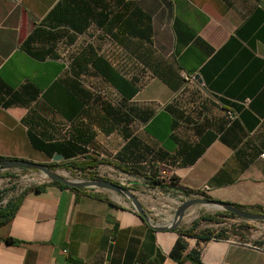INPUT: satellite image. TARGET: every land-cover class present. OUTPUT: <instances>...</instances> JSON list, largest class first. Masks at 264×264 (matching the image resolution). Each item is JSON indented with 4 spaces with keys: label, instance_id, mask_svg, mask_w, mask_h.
<instances>
[{
    "label": "crops",
    "instance_id": "obj_1",
    "mask_svg": "<svg viewBox=\"0 0 264 264\" xmlns=\"http://www.w3.org/2000/svg\"><path fill=\"white\" fill-rule=\"evenodd\" d=\"M92 25L117 47L110 59L98 54V43L78 39ZM87 47L127 85L105 79L102 64L84 61L80 69L63 56ZM87 73L111 88L110 106L137 109L147 120L118 125L102 104L95 115L108 128L94 131ZM226 111L237 119L228 123ZM95 144L113 162L144 175L157 171L167 184L175 179L161 189L116 170L160 230L122 193L36 186L22 192L15 215L0 226V264H196L171 258L178 238L183 257L197 256L199 264H264V221L192 216L167 228L193 198L264 213V0H0V161L65 169L103 159ZM99 167L68 171L90 178ZM180 187L193 194L185 197ZM229 221L237 233L226 238L180 236L229 230Z\"/></svg>",
    "mask_w": 264,
    "mask_h": 264
},
{
    "label": "trees",
    "instance_id": "obj_2",
    "mask_svg": "<svg viewBox=\"0 0 264 264\" xmlns=\"http://www.w3.org/2000/svg\"><path fill=\"white\" fill-rule=\"evenodd\" d=\"M83 51V50H82ZM81 51V52H82ZM80 52V53H81ZM79 55V54H78ZM77 55V56H78ZM85 59V63L90 64L91 67L96 69V65L99 66L100 64H102V67L99 66V70L100 71H104L103 73H105V79H107L111 84H114L117 88H121V85H127L126 81L124 79H122L121 77H119L117 74H115L111 68L108 66V64L103 61L101 58L96 57L95 55H85L84 56ZM78 68L82 69L84 66V63H75ZM104 69V70H103ZM133 93V92H132ZM123 106L121 104H119L118 108H113L110 105H104L102 107L103 113L105 115V118H109L112 119L114 121V123L121 125V124H127L131 121H133L134 119L140 121V122H144L147 120L148 115L143 114L142 112L138 111L137 109H132L130 108L128 111L127 110H123ZM174 110L179 111L178 109H176L174 107ZM201 154V151H197L193 158H197L199 155ZM101 164H105V165H111L113 166L116 170L126 173V174H130V173H136V174H141L143 175V177L145 179L148 180V184L153 186V187H158V188H166L167 186H175L176 182L174 178L170 179L169 184L164 183L163 180H159L156 178L157 176V171L155 173H153L154 171L152 170V173H149L148 175H144L140 172H138L136 169H130L127 166L121 165L119 163L113 162L111 160H106V159H101V160H96V158L94 157H86L84 158V161L81 163H74L71 166H65L62 168H65L64 170L68 171L70 168V170L73 171H84L87 168H96L98 166H100ZM46 167H48V169L51 170H55V168L57 167L56 164H47L45 165ZM93 179L94 176L92 177ZM91 178V179H92ZM50 184L53 185H57L61 188H67L61 184L52 182ZM49 185V184H48ZM180 191L182 192V194L185 197H188L189 195L193 194L191 193V191L180 187ZM198 194V193H196ZM23 194H19L16 198H12L11 200H8L6 202L5 205L0 206V226L7 223L16 213L19 203L22 199ZM210 199V198H208ZM212 200V199H210ZM2 201V195L0 193V202ZM214 201V200H212ZM216 202V201H215ZM236 209L238 210H246L243 207L237 206V205H233ZM232 218H236L233 214L231 213H225V212H220V213H215L214 215H204L199 217V220L201 221H205V222H211V223H221L223 219L226 220H230ZM229 230H224L221 229L219 230L217 233H213L212 231H204L203 233H198L195 234L193 231H186L180 234V236H185V237H194L197 238L199 240L202 241H208L211 238H226L228 236L227 232L230 233L231 235H235L237 232L235 231L236 227H234V224L230 225ZM186 250V244L185 242L181 239L178 238L177 241L175 242L170 256L171 258H173L174 260L181 262L182 260H184L185 258H190L193 262H195L196 264H199V259L198 257H194L192 255H188V256H184L183 257V253Z\"/></svg>",
    "mask_w": 264,
    "mask_h": 264
},
{
    "label": "rangeland",
    "instance_id": "obj_3",
    "mask_svg": "<svg viewBox=\"0 0 264 264\" xmlns=\"http://www.w3.org/2000/svg\"><path fill=\"white\" fill-rule=\"evenodd\" d=\"M96 47H87L85 50L80 52H73V53H67L65 51H61L60 54H64V58L69 61L73 59L75 62H84V56L86 55H97V52L95 51ZM79 54V55H78ZM78 55V56H77ZM72 62V64L74 63ZM78 71V68H74V71ZM87 76L86 79H84V86L86 87V91L89 94V98L92 99L91 101V107L93 110L91 111V117H88V123H91L93 126V130L97 131L100 130L103 132V130L108 128V124H103V127H100L98 124L99 117L95 115V110L97 107L99 108L102 104L107 105H115L116 103L113 100V93L111 88L106 86L102 81L92 77L91 74L87 73L85 74ZM136 131H138V125L136 126ZM100 134V133H99ZM97 141H100V138L97 139ZM91 148L96 151L99 154L104 155L103 159L110 160L111 154L101 149V147L98 146V144L91 146ZM96 155L95 153H93ZM96 160H101L98 156L95 157ZM45 165V164H43ZM47 165V164H46ZM51 170V169H49ZM54 172H59L62 174H65L69 176L70 178L74 179H82L84 181L91 180L92 177L88 178L86 176L76 175L75 173H69V171H64V169L56 167L55 170H51ZM94 178H99L105 181H110L115 184L121 185L125 184V181L123 180L124 175L120 172L116 171V169L111 165H105L101 164L99 167L98 172L94 173ZM96 174L98 175L96 177ZM43 174L37 170L34 169H9L4 170L0 172V193L2 195V199L8 201L12 198H16L19 195V191L24 188H32L36 186H40L38 183L42 182L43 180ZM122 180V181H121ZM194 199V198H193ZM196 199V198H195ZM198 199V198H197ZM215 213H220V211H216L213 207H207V206H191L189 207L182 219L180 224L183 221H186L187 219L191 218L192 216L201 217L204 215H214ZM237 218L230 219L231 221L236 220ZM229 226L232 224V222H228ZM228 226V227H229Z\"/></svg>",
    "mask_w": 264,
    "mask_h": 264
},
{
    "label": "water",
    "instance_id": "obj_4",
    "mask_svg": "<svg viewBox=\"0 0 264 264\" xmlns=\"http://www.w3.org/2000/svg\"><path fill=\"white\" fill-rule=\"evenodd\" d=\"M61 158L62 157L56 155L53 157V160L59 161L61 160ZM9 169H34L41 172L52 182L61 184L65 187H72L76 189H86V188L109 189L122 193L125 196H127L129 199H131L134 209L139 213V215L144 220H146V223H149L148 217H146L145 212L143 211L142 207L138 204L134 196H132L129 193V191L124 187H122L121 185L105 180H86V181L68 180L62 177L61 175L57 174L56 172L49 170L48 167H46L43 164L30 163L19 159H6L0 161V172ZM196 205L213 207L215 208L216 211L231 213L238 219L250 220V221H264V213L262 215H256L246 210H238L232 204L221 203L218 201L215 202L208 198H201V199H188L184 201L175 211L174 225H179L185 211L189 207ZM168 229H172V228H168ZM155 230H160V228Z\"/></svg>",
    "mask_w": 264,
    "mask_h": 264
},
{
    "label": "built area",
    "instance_id": "obj_5",
    "mask_svg": "<svg viewBox=\"0 0 264 264\" xmlns=\"http://www.w3.org/2000/svg\"><path fill=\"white\" fill-rule=\"evenodd\" d=\"M78 39L79 40L81 39L85 44H88V45L89 44H96V43H98L99 44L98 54L99 55H106L107 56V59H110L111 58V55L114 53V51L117 50V47L112 42L111 37L109 35L105 34L102 31V29L96 28L93 25L88 28L86 35H83V36L79 37ZM72 47H77V46H72ZM73 52H80V50L74 49ZM137 67L140 70H143L144 69L141 65H138ZM190 79L191 78L185 77V81H188L189 82ZM192 80L193 79H191V81ZM201 97L202 98H206V99H208L210 101H215L214 100V97L210 93H208L207 91H205L203 89H201ZM193 106L194 107H192V110L195 111L197 108L195 107V105H193ZM237 116L238 115L236 113L232 112V111H226V118H227L228 123H231L235 119H237ZM181 125H183V124L181 123ZM259 157H260V159L264 160V153H261ZM64 171H66V170H64ZM56 173L59 174V175H61L64 178L68 179V180H73V178H70L69 176H67L65 174H62V173H59V172H56ZM74 180H78V179H74ZM91 180H102V179H99V178L93 179L92 178ZM78 181H84V180L80 179ZM50 183H52V181L49 180L46 176H44L42 182H39L38 184L40 186H42V185H48ZM26 189H27V187L24 188V189H21L18 193L21 194ZM85 190L88 191V192H92V191H95V190H98V189L97 188H86ZM6 202H7L6 200L2 199V201L0 202V206L5 205ZM148 220H149V223H147V225L149 227H151L152 229H158V228H160L159 226L153 224L152 221L149 218H148ZM174 223H175V221H172L168 225L167 228H172L173 230L177 229V227L179 225H174ZM64 253H66V251H64Z\"/></svg>",
    "mask_w": 264,
    "mask_h": 264
}]
</instances>
